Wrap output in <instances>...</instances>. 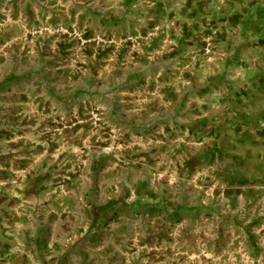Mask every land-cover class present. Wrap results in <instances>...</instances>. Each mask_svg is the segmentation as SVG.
Here are the masks:
<instances>
[{
	"label": "crops",
	"instance_id": "obj_1",
	"mask_svg": "<svg viewBox=\"0 0 264 264\" xmlns=\"http://www.w3.org/2000/svg\"><path fill=\"white\" fill-rule=\"evenodd\" d=\"M252 5L0 0V264H264Z\"/></svg>",
	"mask_w": 264,
	"mask_h": 264
},
{
	"label": "trees",
	"instance_id": "obj_2",
	"mask_svg": "<svg viewBox=\"0 0 264 264\" xmlns=\"http://www.w3.org/2000/svg\"><path fill=\"white\" fill-rule=\"evenodd\" d=\"M257 8H258V6H256V5L253 6L254 13H255V14H253L254 15V19H255V22L254 23H256L257 21H260L261 18L264 16V7L262 6L259 9H257ZM258 10H260V11H258ZM260 22H257V23H260ZM257 23H256V25H257Z\"/></svg>",
	"mask_w": 264,
	"mask_h": 264
},
{
	"label": "built area",
	"instance_id": "obj_3",
	"mask_svg": "<svg viewBox=\"0 0 264 264\" xmlns=\"http://www.w3.org/2000/svg\"><path fill=\"white\" fill-rule=\"evenodd\" d=\"M210 49H211V39L210 38H205V45H204L205 53L210 52Z\"/></svg>",
	"mask_w": 264,
	"mask_h": 264
},
{
	"label": "rangeland",
	"instance_id": "obj_4",
	"mask_svg": "<svg viewBox=\"0 0 264 264\" xmlns=\"http://www.w3.org/2000/svg\"><path fill=\"white\" fill-rule=\"evenodd\" d=\"M222 1H224V0H222ZM225 1H228V0H225ZM229 1H232V0H229ZM246 1H252V0H246Z\"/></svg>",
	"mask_w": 264,
	"mask_h": 264
}]
</instances>
